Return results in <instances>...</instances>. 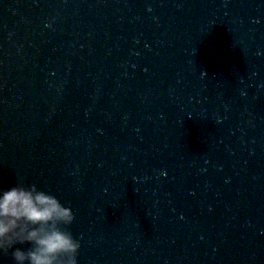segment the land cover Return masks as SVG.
I'll return each instance as SVG.
<instances>
[{
  "label": "water",
  "instance_id": "water-1",
  "mask_svg": "<svg viewBox=\"0 0 264 264\" xmlns=\"http://www.w3.org/2000/svg\"><path fill=\"white\" fill-rule=\"evenodd\" d=\"M17 181L74 209L79 264H264V0H0Z\"/></svg>",
  "mask_w": 264,
  "mask_h": 264
},
{
  "label": "clouds",
  "instance_id": "clouds-1",
  "mask_svg": "<svg viewBox=\"0 0 264 264\" xmlns=\"http://www.w3.org/2000/svg\"><path fill=\"white\" fill-rule=\"evenodd\" d=\"M75 219L70 205L37 183L0 186V253L14 264H79L81 240L68 227Z\"/></svg>",
  "mask_w": 264,
  "mask_h": 264
}]
</instances>
